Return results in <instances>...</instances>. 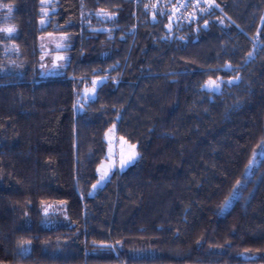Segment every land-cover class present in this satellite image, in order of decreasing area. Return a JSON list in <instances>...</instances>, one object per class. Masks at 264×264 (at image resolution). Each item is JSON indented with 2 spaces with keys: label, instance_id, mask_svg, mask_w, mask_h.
I'll use <instances>...</instances> for the list:
<instances>
[{
  "label": "trees",
  "instance_id": "16d2710c",
  "mask_svg": "<svg viewBox=\"0 0 264 264\" xmlns=\"http://www.w3.org/2000/svg\"><path fill=\"white\" fill-rule=\"evenodd\" d=\"M41 1L0 0V264H264V157L244 174L264 134V0L176 24L159 1L49 0L40 25ZM50 33L65 62L44 74ZM108 129L135 159L103 173Z\"/></svg>",
  "mask_w": 264,
  "mask_h": 264
},
{
  "label": "rangeland",
  "instance_id": "374dc122",
  "mask_svg": "<svg viewBox=\"0 0 264 264\" xmlns=\"http://www.w3.org/2000/svg\"><path fill=\"white\" fill-rule=\"evenodd\" d=\"M49 0H42V7L40 9L41 18L39 20V24L43 25L47 21V14L49 9L47 7ZM9 17V6L3 5L0 3V35L6 37L12 33L7 31V29H12V25L8 20ZM10 45V49L15 50L14 46L10 44L11 42H7ZM65 43V36L62 34H41L38 36V47L40 49L39 55V66L40 72L47 73H55L60 70L61 66L65 62V55L61 51V47H63ZM8 47V46H7ZM13 58V57H12ZM19 58L16 56L13 61H17ZM11 62V63H10ZM15 67L12 61L8 59L4 61V68ZM93 81L95 78L92 79ZM113 135L111 129H108L105 134V140L107 145V151L105 153L104 159L100 163L102 165L101 170L103 173L107 170V167H112L114 170L121 169L127 164L123 162L127 161L129 156L134 153L133 148L125 142H120L117 144H113ZM118 140V139H117ZM119 141V140H118ZM111 147L113 151V156L111 153ZM114 157V158H113ZM261 157H264V134L263 139L256 145L254 148L250 159L245 167L244 174L247 178H254L258 173V161ZM241 185L238 184L234 189V194L240 193L243 197L246 195L241 192ZM42 217L47 225H51L54 223V217L60 215L59 208L54 205L43 204L41 207Z\"/></svg>",
  "mask_w": 264,
  "mask_h": 264
},
{
  "label": "built area",
  "instance_id": "2783aa9c",
  "mask_svg": "<svg viewBox=\"0 0 264 264\" xmlns=\"http://www.w3.org/2000/svg\"><path fill=\"white\" fill-rule=\"evenodd\" d=\"M135 1V0H133ZM154 2L163 3L169 12L170 19H172L173 23H177L178 21L188 17L190 15V9L207 5L211 3L213 0H151Z\"/></svg>",
  "mask_w": 264,
  "mask_h": 264
},
{
  "label": "snow or ice",
  "instance_id": "6c2138e0",
  "mask_svg": "<svg viewBox=\"0 0 264 264\" xmlns=\"http://www.w3.org/2000/svg\"><path fill=\"white\" fill-rule=\"evenodd\" d=\"M9 11H11V9H9ZM7 31L11 32V31H13V30H12V29H7ZM133 147H134V146H133ZM134 159H135V153H133L131 156H129L128 160L125 161V162H123V163H124V164L131 163V162L134 161ZM102 179H103V177H102Z\"/></svg>",
  "mask_w": 264,
  "mask_h": 264
}]
</instances>
